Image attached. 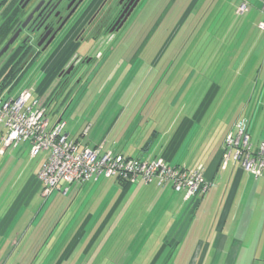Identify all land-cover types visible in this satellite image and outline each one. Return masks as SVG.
Here are the masks:
<instances>
[{"label": "crops", "instance_id": "1", "mask_svg": "<svg viewBox=\"0 0 264 264\" xmlns=\"http://www.w3.org/2000/svg\"><path fill=\"white\" fill-rule=\"evenodd\" d=\"M147 41L141 43L142 47L147 44ZM137 57L138 55L133 59L136 60ZM127 60L130 63L135 62L132 58ZM44 70L43 68V74ZM10 91L6 89L3 93L10 98L16 97L21 92L10 94ZM34 94L36 97L39 96L37 91L33 92V96ZM134 95H130L129 98ZM103 98L104 96L101 97ZM109 99L112 100L98 103L103 113L114 105L112 103L113 100L115 101V94ZM49 103L51 104L52 101ZM133 104L134 102L130 106L133 107ZM143 104L144 102L141 103V107ZM142 108V114H145L146 107ZM152 110L148 114L150 117L153 115ZM102 112H96L94 119L97 117L99 119L96 124L94 119L91 120L92 115L87 114L89 117L84 127L72 140L78 141L81 148L95 149L103 145V152L115 151L125 154L127 149L116 150L114 141L110 144L109 140H106L111 130L114 131L113 140L115 133L119 130H115L114 126L110 128L103 124ZM195 120V114L179 117L176 123L165 128L166 131L161 133L157 140L162 141L160 145L163 150L160 149L159 152L166 150L170 154V161L175 163V142H178V145H181V153L187 157L196 149L193 160L200 159L201 164L206 167L205 177L210 184V189L192 211V203L185 201L184 196L176 193L171 185L159 187L153 183L124 189L115 179L104 178L85 184L64 186L47 198L43 196L41 185L37 189H28L27 183L40 171L37 167L27 166L32 159L30 154L28 156L25 154L31 150V144L22 143L24 145L20 154L15 149H9L11 150L9 152L7 150L4 156H0L3 158L0 161L2 164L4 158L8 157L11 170L15 172L7 174H10L9 177L15 175L17 184L0 186V264H33V262L34 264H116L114 258L117 259L118 252L131 250L135 254L128 258H135L138 252L148 248V241L154 237L163 244L158 249L161 253L157 256V259L159 257L162 259L168 250L165 245L173 247L171 252L174 255L175 248L177 250L180 244L188 240L192 230V216L201 206L208 207L210 203L212 206L209 209V220L215 210L216 229L208 232L210 244L203 250L204 254L201 257L204 260L201 264H248V262L243 263V259L252 258H254L252 264H264V175L257 179L253 174L243 170L240 163L233 160L229 161L224 169L222 159L224 140L208 138L201 141L204 138L203 135L194 136L193 133L200 128L197 122H194ZM59 121H64L63 116H60L53 125V119L50 118L51 126ZM88 123L92 130L89 135L81 136L80 133ZM235 124L236 122L233 126ZM160 126L161 124L153 117V120H147L144 123L145 128L142 130L147 131L149 128V130H159ZM67 128L66 124L65 134L70 137ZM233 129L234 127L231 130ZM190 130V139L185 140ZM125 143L128 146L131 141L125 140ZM110 147H114L115 150ZM257 147H254V150H257ZM108 148L111 150H107ZM154 153L155 151L147 154L141 150H132L133 156L141 154L146 156L145 159H149ZM4 174L0 173V179L4 178ZM25 178H28L26 182ZM151 193L162 200L163 206H173L171 209L173 213L175 212L173 218L169 220L171 223H163L170 224L164 227L165 232L158 235L157 230H154L156 219L149 222L148 215L153 214L147 211L150 203L141 202L145 206L143 213L131 212L140 202L138 198L133 197L134 195ZM210 198L213 201L209 203ZM121 210H123L122 214L116 218ZM138 210H141V207ZM130 216H138L136 225L139 229L134 230L135 235L121 229L132 222ZM174 226L175 234H172ZM116 232L120 235H116ZM150 246L153 247V245ZM190 251L188 250L187 257L190 256ZM192 256L193 254L190 257ZM38 257L40 258L37 262Z\"/></svg>", "mask_w": 264, "mask_h": 264}, {"label": "rangeland", "instance_id": "2", "mask_svg": "<svg viewBox=\"0 0 264 264\" xmlns=\"http://www.w3.org/2000/svg\"><path fill=\"white\" fill-rule=\"evenodd\" d=\"M243 2L246 4V13L244 15L239 14L241 18L243 17V20H246L248 17L256 20V18L261 15V19L264 21V0H243ZM172 3L173 0H132L122 9L119 10L116 8L114 11L116 13L114 23L109 26V28H106L99 33L95 40V42H98V45L94 48L92 55H90V57H85L84 63H78L75 67L74 73L68 75V73L63 74L62 72L59 75L61 70H66L72 59L78 55V52L81 55L89 53L93 48V43L84 42L81 45L79 42L73 44L72 42H68L67 45L60 50L59 55H57L51 63L44 68V74L42 73L43 65H35L31 71L21 79L16 88L10 91V94H15L24 89H30L34 93L37 91L42 103L47 104L52 101L51 106L49 107V117L53 119L52 125L60 116H63V122H66L67 124V131L69 132L70 139L75 138L79 134L85 125L87 117L92 115L91 120L94 119L96 112H102L99 105L112 100L109 98L115 94V101L113 100L112 103L114 105L107 108L104 113H101L103 124L105 123V126L110 128L114 126L115 130L130 129V131L134 133L133 136L136 140L140 138V136L143 137V133L151 132L149 130L150 128L147 131L142 129L145 128L144 123L147 120H153V117L165 127L170 122V119L172 125L174 122H177L179 117L191 116L197 113L200 105L213 96L214 91L212 90L211 84L215 83L221 88V92L218 93L217 105L215 106L224 109L221 110V108L219 110L216 108L207 115L205 123H208V120L210 121L206 126L211 129L209 135L212 136V134H217L215 137H218V135L222 136L221 134L225 133L226 125H221L225 122L223 120L221 121L220 118L231 116L233 111L240 107V103H247V97H249L248 101L252 97L254 98V104L256 101L258 104H261V108L257 115L252 117L250 124L251 142L254 147H257L260 143L264 142V22L259 26L261 29L260 32L257 34L254 33V35L251 36V40L245 45L241 53L243 56L238 59L232 72H227L226 69H224V66L229 60L228 56L231 54L229 51L225 54L226 58L221 54L218 66H216L215 69L212 68L213 60L210 53L213 51V45L216 43H212L209 37L202 43V46L195 48V51L198 49L196 54H191L192 56L188 61L191 73H187L186 69L182 71L180 70L177 73H180L179 75L175 74L172 85H169L168 83L163 84L162 81L160 82L161 78L159 77L156 79L155 76L154 80L156 81L149 85L148 83L153 78L150 75H152L154 69L151 68V65L147 61L141 63L139 58L141 59L140 55L149 43L150 49H156L163 41H165L166 33L170 31L172 21L174 20V16L167 17L169 10L172 8H170ZM173 13H175V10L172 14ZM165 18L166 24L161 26L162 21ZM125 26V30L127 31H125L124 34H120L118 43L114 42ZM154 37L155 41L152 42ZM148 39L149 41H147ZM240 39L237 42H240ZM146 41L147 44L142 47L141 43ZM107 44L109 45V48L107 47L108 49L104 50L103 45L107 46ZM78 47L79 49L77 51ZM140 47H142L141 51ZM97 51L103 52L102 56H100V52ZM232 51H234V49ZM134 54L138 55V59H133V57L136 56ZM108 56L110 57L109 59H107ZM126 58H132L135 62L133 61L134 63H130ZM101 63L102 65L100 66ZM181 67L182 66L177 64L175 69H180ZM96 74L97 77L95 79L94 77ZM78 78L85 81L87 85L85 86L81 83L77 86L76 80ZM158 82H160V84L154 91L155 84ZM168 85L169 87H166ZM133 94L135 95L129 98V96ZM151 94L152 96H150ZM125 95L126 97L124 98ZM216 95L217 93L214 96ZM102 96H104L103 99H101ZM35 98L36 95L34 94L32 101ZM32 101L29 104H31ZM120 101L122 102L119 103ZM143 101L145 104H143L142 107L146 105L145 107L149 108L145 114H142L141 103ZM99 102L100 104L98 105ZM132 102H134L133 107L130 106ZM243 105L241 106L245 107ZM135 107L139 111L138 114H134L132 111ZM151 109H154L152 117L148 115V111ZM225 109L230 110V115H226ZM242 109L243 108H241V110ZM130 111H132L131 114ZM233 116L235 117L236 115ZM213 118L216 119V124L211 126ZM98 120V117L95 118L94 123L96 124ZM202 124L204 125V122ZM194 125L195 124H193V126ZM222 129H224L223 132ZM191 130L188 132L185 140L190 139L189 135ZM5 133L3 126L0 125V138L2 134ZM117 133L118 132H116L115 135H117ZM193 133L194 136H197L198 130H195ZM113 137L114 131L111 130L108 133L106 140H109L108 142L113 144ZM191 137L193 138V134H191ZM160 144H162V141H157L155 143L156 148H153L155 152L160 150ZM23 145L24 144H21L18 149H15L18 150V154L21 153ZM110 148L107 150H111L112 148V150H115L114 147ZM11 150H14V148ZM11 150H8V152ZM30 152V150L27 151L25 155L28 156ZM139 155L144 159L146 158L144 155ZM139 155L134 157H138ZM48 157L49 152H40L37 157L28 162L27 166H34V168L37 167V169L40 170ZM2 159L3 158L0 157V160ZM2 162L3 163L1 164L0 161V173L2 172L5 174L4 178L0 179V186L16 185L17 183H15L14 179L15 175L9 177L10 174H7L15 172V170H11L10 160L6 157ZM4 167L5 169L2 170ZM38 174L39 173L29 180L27 183L28 189H37L40 187ZM27 179L28 178H25V182ZM133 197L138 198L140 202L136 204V207H134L131 212L143 213L145 206L141 202L146 201V203H150L151 205L148 207L149 209H147V211L148 213L153 214L148 215L150 219L149 222L156 219V229L154 230H157V235L165 232L163 231L164 227L170 224H164L168 222L171 223L169 220H171L173 214H175V212L173 213V209H171L173 206H163L162 200L154 193L143 194L141 196L134 195ZM196 201L197 200L191 202V211L193 210ZM212 201V198L208 200L209 203ZM210 204L208 207L204 205L201 206L198 211H196L195 215L192 216L193 221L191 220L192 230L190 236L184 244L178 246L177 250L175 248L174 255L171 252L173 247L165 245V248H168V250L165 252L162 259H160V257L157 259V256L161 253L158 249L163 244H160L154 237L148 241V248H144L145 250L138 252L135 258H128L130 255L135 254L131 250L118 252L117 259L114 258L116 264H128L129 262H132L131 264H201L204 260L201 257V255L204 254L203 250H205L210 244L208 241V232L216 229V226H214V223L216 222L215 210H213V215L209 220V209L212 206ZM140 207L141 210H138ZM135 208L138 209L135 210ZM191 211L189 213L190 215ZM122 212L123 210L118 213L116 218L120 217ZM130 217L132 218V222L121 227V229L126 230L127 233L131 232L132 235H135L136 233H133L134 230L139 229L136 225V219H138V216ZM133 218H135V221H133ZM153 228L154 227H152V229ZM118 233L116 232V235H120ZM172 234H175V226L172 230ZM150 245H153V247ZM188 250H191L189 254L190 256L193 254L192 257H187ZM39 258L40 257L36 259L37 262ZM243 261V263L248 262V264H252L254 263V258L248 260L243 259ZM34 263L35 262H33V264Z\"/></svg>", "mask_w": 264, "mask_h": 264}, {"label": "built area", "instance_id": "3", "mask_svg": "<svg viewBox=\"0 0 264 264\" xmlns=\"http://www.w3.org/2000/svg\"><path fill=\"white\" fill-rule=\"evenodd\" d=\"M245 8L246 4H243L239 13H244ZM107 47L108 44L103 45L104 50ZM97 52L102 56L103 52ZM32 99L33 91L30 89H24L16 97L10 98L3 91L0 92V125L6 132L0 138V156L22 143L31 144V159L40 152H49L38 174L43 196L48 198L64 186L85 184L100 178L115 179L127 185H171L176 193L190 202L200 200L209 191L204 164L188 170L176 168L162 157L154 160L142 156L129 158L115 151L103 152V145L95 149L81 148L78 141L70 139L63 132L65 122L59 121L51 126V104L42 103L39 96ZM90 128L91 125H88L82 136H87ZM222 159L224 169L233 160L257 179L264 175V143L254 150L244 121L237 122L227 134Z\"/></svg>", "mask_w": 264, "mask_h": 264}, {"label": "trees", "instance_id": "4", "mask_svg": "<svg viewBox=\"0 0 264 264\" xmlns=\"http://www.w3.org/2000/svg\"><path fill=\"white\" fill-rule=\"evenodd\" d=\"M243 4H245L243 0H173L172 5L170 6V8L171 7L172 8L171 10H169V14L167 17L174 16V20L172 21V25H171L172 27L170 31L166 33L165 41H163L162 44L159 45L156 49L155 48L150 49L149 48L150 43H149L148 46L144 49V51L141 53L140 55L141 59L139 58V61L141 63H143V61H147L151 65V68L154 69V72L152 73V75H150L153 78L152 80H150L148 84L150 85V83H154L156 81L154 80L156 76V79L159 77L161 78L160 82L162 81L163 84L168 83L169 85H172L174 82L173 79L175 78V74L179 75L180 73L179 74L177 73L180 70L182 71L186 69L187 73L189 72L191 73V70H190L191 68L188 62L190 57L192 56L191 54L192 53L193 55L196 54L198 52V49L195 51V48L202 46V43L209 37L212 43H216L215 45H213L214 49L210 53L211 58L213 60L212 68L215 69V67L218 66V61L221 58V54H223V56L225 57L226 52L229 51V53L231 54L230 56H228L229 60L227 64L224 66V69H226L227 72H230V71L232 72L238 59H240V57L243 56L241 55V53L245 45H247V42L251 40V36L254 35V33L257 34L258 32H260L261 29L259 28V26L261 23L264 22L263 19H261V15L258 16L256 20L251 19L250 17H248L246 20H243V17L242 18L240 17L241 13H239V9H238V7L240 8ZM174 10H175V13L172 14ZM245 13L246 12L242 14L244 15ZM166 18L162 21L161 26L166 24ZM215 18H216V21H215ZM125 31L127 30L124 29L122 33L120 34H124ZM120 34L118 35V37L115 39L114 42H117V43L119 42ZM240 36H241V39H240ZM239 39L241 41L237 42ZM153 41H155V37L153 38L152 42ZM233 49L234 51H232ZM109 56L107 57V59L110 58ZM177 64L182 67L180 69H175ZM97 74L94 77L95 79L97 77ZM9 77L10 76H6L4 80L0 79V86H1L0 92H2L3 91L2 89H5L6 86H9L10 84H12L13 81L15 80V77L13 76L10 78ZM160 82L155 84L154 91L158 88V85L160 84ZM169 85L166 87H169ZM211 87H212V90L214 91L213 96L207 99L206 102L204 101L200 105V108L197 111V113H195V115L196 114L197 115L195 116L196 120L194 122H197V124L200 126V128L198 129V134H201L204 137L201 139V141H203L204 139H208V138H214L215 135H217V134L215 135L212 134V136H210L209 134H210L211 129H209V127H206L210 123V121L208 120V123H205L206 117L210 112H212L216 108L219 110L222 108V107L215 106L217 105L218 93L221 92L220 86L214 83V84H211ZM216 93L217 95L214 96ZM152 94L150 96H152ZM248 99L249 97H247V103L245 102L240 103L239 104L240 107L238 106L239 108H236V110L233 111V114L231 116L229 117L225 116L224 118L221 117L220 120L221 121L223 120L225 122V123H222L221 125L223 124L226 125V129H225V133L227 132L226 134H228L230 130L234 127L233 124L235 122L237 123L240 121H244L246 123V131L252 141L251 131H250L251 130V125H250L251 119L252 117H255L257 115V112L259 111L261 107H260V103L258 104L257 101L255 102V104L253 103L254 98L251 97L249 101ZM241 105L245 107H242ZM241 108L243 109L241 110ZM148 109L149 108H146L145 111H147ZM223 109L224 108H222L221 110ZM132 111L134 114L135 113L138 114L139 112L136 107ZM152 111H154V109ZM150 112L151 110L148 111V114H150ZM225 113L226 115L227 113L228 115H230L229 114L230 110L225 109ZM220 115H221V112H220ZM233 115H236V116L234 117ZM212 120L213 122L211 126L216 124V119L213 118ZM203 122H204V125L202 124ZM170 124H171V119L167 126L164 127L161 124L159 130L154 129V130H150L151 132L149 133L147 132L143 133V137L140 136V138L136 140H135V137L133 136L134 133L130 131V129L119 130L117 131L118 133L114 139L115 148L116 150L127 149L126 150L127 152L123 154L129 158L134 157L132 154V150H135V151L141 150L142 152H146L147 154L149 152H153L154 149L156 148L155 143L157 142L159 135L163 133L164 131H166L165 128L168 127ZM88 125L90 124L88 123L87 126ZM202 128H205L206 130ZM84 129L80 133L81 136L83 135ZM91 130L92 128H90L89 133ZM223 130L224 129H222V132ZM212 131H213V128H212ZM63 132L65 133V130H63ZM225 133L224 134L222 133L221 134L222 136L218 135V137H215V138H218L220 140L222 139L225 140V137H226ZM125 140H129V142L131 141V143L128 144L127 146V144L125 143ZM262 143L258 145L257 149L261 146ZM161 147L162 145H160L159 148L162 149ZM181 150H182L181 145L179 146L178 142H175V163L172 162V160L170 161V157H169L170 154H168L166 150H164V152H161V153L159 152L160 150H158V152H155L149 158V160H154L156 158L162 157L170 165L175 166L176 168L188 169V170L194 169L197 165L202 163L200 162V159L196 161L193 160L195 158L194 155L196 154V151H197L196 149L195 151H193L194 153L192 155H189V157L181 153ZM22 164L23 163H21V165ZM117 182L124 189L131 187V186L143 185V184L127 185L124 182H120V181H117ZM154 185H156V183H154ZM201 199L196 201V204L194 207H196L199 204Z\"/></svg>", "mask_w": 264, "mask_h": 264}, {"label": "flooded vegetation", "instance_id": "5", "mask_svg": "<svg viewBox=\"0 0 264 264\" xmlns=\"http://www.w3.org/2000/svg\"><path fill=\"white\" fill-rule=\"evenodd\" d=\"M131 1L0 0V79L15 77L2 90L16 88L35 65L47 67L68 42L93 43L89 53L78 52L59 75L74 73L77 64L92 55L99 33L114 23L115 9L120 10ZM84 82L78 78L76 85Z\"/></svg>", "mask_w": 264, "mask_h": 264}, {"label": "water", "instance_id": "6", "mask_svg": "<svg viewBox=\"0 0 264 264\" xmlns=\"http://www.w3.org/2000/svg\"><path fill=\"white\" fill-rule=\"evenodd\" d=\"M1 90V89H0Z\"/></svg>", "mask_w": 264, "mask_h": 264}]
</instances>
